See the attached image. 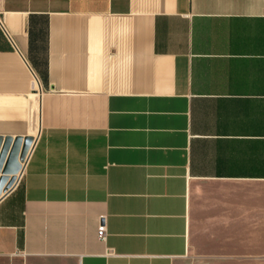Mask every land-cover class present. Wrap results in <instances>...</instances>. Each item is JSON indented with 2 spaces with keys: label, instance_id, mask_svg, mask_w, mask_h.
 Instances as JSON below:
<instances>
[{
  "label": "crops",
  "instance_id": "obj_1",
  "mask_svg": "<svg viewBox=\"0 0 264 264\" xmlns=\"http://www.w3.org/2000/svg\"><path fill=\"white\" fill-rule=\"evenodd\" d=\"M29 133L0 264H262L264 0H0Z\"/></svg>",
  "mask_w": 264,
  "mask_h": 264
},
{
  "label": "rangeland",
  "instance_id": "obj_2",
  "mask_svg": "<svg viewBox=\"0 0 264 264\" xmlns=\"http://www.w3.org/2000/svg\"><path fill=\"white\" fill-rule=\"evenodd\" d=\"M35 137V135L30 133L20 137V139L17 137H12L10 148L5 154L3 162L0 164V166H2L0 167L1 191H4L6 185L12 180L13 177H16L18 180L21 178L25 168L24 164H26L25 162L27 161ZM5 139L6 137H3L1 142L2 146L5 142ZM262 262V264H264V260Z\"/></svg>",
  "mask_w": 264,
  "mask_h": 264
},
{
  "label": "water",
  "instance_id": "obj_3",
  "mask_svg": "<svg viewBox=\"0 0 264 264\" xmlns=\"http://www.w3.org/2000/svg\"><path fill=\"white\" fill-rule=\"evenodd\" d=\"M20 139V137H17ZM3 137L0 136V149H1V155H0V164L3 162L5 154L7 153L8 149L10 148V145L12 143V137L7 136L5 139V142L3 146L1 145ZM18 179L16 177H13L12 180L6 185L4 191L0 190V199H2L8 192L14 188V186L18 183Z\"/></svg>",
  "mask_w": 264,
  "mask_h": 264
},
{
  "label": "built area",
  "instance_id": "obj_4",
  "mask_svg": "<svg viewBox=\"0 0 264 264\" xmlns=\"http://www.w3.org/2000/svg\"><path fill=\"white\" fill-rule=\"evenodd\" d=\"M98 232H99V236L102 239H106L107 234H108V229H107V225L106 223L100 222L98 225Z\"/></svg>",
  "mask_w": 264,
  "mask_h": 264
},
{
  "label": "bare ground",
  "instance_id": "obj_5",
  "mask_svg": "<svg viewBox=\"0 0 264 264\" xmlns=\"http://www.w3.org/2000/svg\"><path fill=\"white\" fill-rule=\"evenodd\" d=\"M31 130V129H30ZM0 167H2V166H0ZM5 174V173H4ZM6 177V176H5Z\"/></svg>",
  "mask_w": 264,
  "mask_h": 264
}]
</instances>
